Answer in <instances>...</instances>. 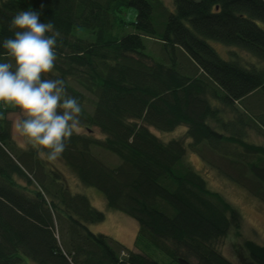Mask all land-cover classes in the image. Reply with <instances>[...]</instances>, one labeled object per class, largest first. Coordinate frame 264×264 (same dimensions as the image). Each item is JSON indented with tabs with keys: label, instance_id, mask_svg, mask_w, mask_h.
<instances>
[{
	"label": "trees",
	"instance_id": "trees-1",
	"mask_svg": "<svg viewBox=\"0 0 264 264\" xmlns=\"http://www.w3.org/2000/svg\"><path fill=\"white\" fill-rule=\"evenodd\" d=\"M130 6L138 11L135 23L123 18ZM28 9L61 33L55 68L44 78L63 79L83 108L87 133L75 132L59 161L101 191L109 209L134 218L145 245L195 264H264V245L255 240L233 243L239 263L219 250L221 238L241 231V213L184 158L186 140L223 157L231 156L219 153L221 144L231 141L244 159L227 162L225 176L264 201V140L246 141L249 127L264 137V0H174L171 9L163 0H0V42L13 37L12 17ZM129 24L135 31L122 33ZM148 37L162 44L158 59L146 51ZM206 38L244 49L262 66L221 58ZM6 62L14 63L0 46ZM182 125L183 138L170 141L151 130ZM12 144L3 118L0 264H157L136 248L122 256L110 236L90 229L106 215L72 191L59 166L35 148L14 153ZM98 148L120 164L106 162Z\"/></svg>",
	"mask_w": 264,
	"mask_h": 264
},
{
	"label": "rangeland",
	"instance_id": "rangeland-1",
	"mask_svg": "<svg viewBox=\"0 0 264 264\" xmlns=\"http://www.w3.org/2000/svg\"><path fill=\"white\" fill-rule=\"evenodd\" d=\"M163 2L169 9L173 8L174 0H163ZM124 12L123 18L125 21L129 23H135L138 15L137 8L135 6H130L125 8ZM134 31L135 26L133 24H129L125 25L122 33H132ZM206 40L214 48V50L217 51L221 58L228 60H239L245 66H262L261 61L257 59L256 56H253L244 49L234 45H226L222 41L220 42L212 38H206ZM144 43H146V51L153 53L156 59H158L161 54H165L160 41L148 37L145 38ZM176 52H178V57L182 59L183 62L185 61L188 63L187 55L182 52L180 48L176 49ZM262 94L263 96L261 99L264 100L263 91ZM245 104L237 102V105L242 110H245ZM0 107H2V110L4 111L0 114V120L4 118V121L9 123V133L11 134V141L14 148L12 152L19 153L24 150H34L35 148L37 149L36 152L39 154L41 159H47L46 152L48 150H38L40 149L39 145L34 146L33 143L29 141L28 137L22 136L15 131L14 123L24 118L22 110L13 104H6L2 101H0ZM248 107L250 110H252L249 105ZM260 108L264 113V104L260 105ZM227 113V116H233V113ZM235 114L233 116L234 119L236 118ZM255 114H257V112ZM232 128L235 129L236 126H232ZM151 130L159 138L165 141H170L173 138H183L187 128L182 125L176 127L171 132L162 130L160 131L155 127H151ZM77 132L84 134L87 133L86 129L80 127V125L78 126ZM246 134V141L258 143L264 140L263 134H261L260 131L257 132L254 127L247 128ZM95 136L102 137L100 130L95 129ZM189 141L190 140H186L185 142L187 152L184 158L186 161L207 181V186L209 189H212L215 192H220L223 197L227 199V201L230 202L241 213L243 219L240 229L241 231L237 233L234 230V232L230 233L229 236L221 238L220 241H218L219 250L223 252L228 258H232L235 262L239 263L237 261L236 253L233 251V248H235L233 243L239 244L243 241V239L247 238L250 240H255L260 245H264V201L261 198L255 196L252 192L248 191L241 184H237L231 178L226 177L224 174L231 170L225 167L229 166L227 162L233 163L232 161L234 159V164H237L236 161L244 159V157H242L243 155H237L239 151H242L241 148H238V146H235L231 141L227 140L226 143L221 144L222 148L219 149V153L229 154L231 157H223L219 154H215L214 150L211 149L206 143L200 146L199 151L195 149L193 150L188 146ZM95 151L97 154H100V157L106 160V162L109 164L119 165L121 162L118 156L110 151H105L101 148L95 149ZM217 155L219 157H217ZM50 162L57 164L59 166V170L67 175L69 185H71V189L74 193L80 192L85 194L91 201L92 205H94L98 210H102L104 212V215H106L105 219L100 223H91V225H89L90 229L96 233L103 232L107 236H110L113 240V246L117 248L119 253L123 250L126 251L136 248L151 256L157 262V264H180L179 261L175 260L170 254H166L163 250L154 248L150 245H145L146 241H148V237H143L140 235L138 236V233L136 234L135 224H132V222H135V219L131 218L125 213L109 209L106 204L105 196L101 191L93 186H86L80 183L76 174H74V172L71 171L68 166L61 163L59 159ZM133 240L135 242V247L133 245ZM191 262L193 264L196 263L194 259H191ZM28 264L33 263L30 262Z\"/></svg>",
	"mask_w": 264,
	"mask_h": 264
},
{
	"label": "clouds",
	"instance_id": "clouds-1",
	"mask_svg": "<svg viewBox=\"0 0 264 264\" xmlns=\"http://www.w3.org/2000/svg\"><path fill=\"white\" fill-rule=\"evenodd\" d=\"M43 7V5H41ZM41 13L20 10L9 22L13 37L0 42L13 62L0 63V101L20 108L24 118L14 129L28 137L49 161L60 158L81 123L83 108L78 98L68 95L65 81L46 79L57 60L61 33Z\"/></svg>",
	"mask_w": 264,
	"mask_h": 264
},
{
	"label": "crops",
	"instance_id": "crops-1",
	"mask_svg": "<svg viewBox=\"0 0 264 264\" xmlns=\"http://www.w3.org/2000/svg\"><path fill=\"white\" fill-rule=\"evenodd\" d=\"M185 128H187V127L185 126ZM132 224H135V232H136V234H137L138 231H139L140 225L137 223L136 220H135L134 223L132 222ZM136 234H135V235H136ZM134 239H135V238H134ZM133 245H134V247H135V242H134V240H133ZM132 249H135V248H132Z\"/></svg>",
	"mask_w": 264,
	"mask_h": 264
},
{
	"label": "water",
	"instance_id": "water-1",
	"mask_svg": "<svg viewBox=\"0 0 264 264\" xmlns=\"http://www.w3.org/2000/svg\"><path fill=\"white\" fill-rule=\"evenodd\" d=\"M179 263L180 264H192L190 261L188 262L187 260L183 259V258H179Z\"/></svg>",
	"mask_w": 264,
	"mask_h": 264
},
{
	"label": "built area",
	"instance_id": "built-area-1",
	"mask_svg": "<svg viewBox=\"0 0 264 264\" xmlns=\"http://www.w3.org/2000/svg\"><path fill=\"white\" fill-rule=\"evenodd\" d=\"M125 255H126L125 251H124V252H122V256H125Z\"/></svg>",
	"mask_w": 264,
	"mask_h": 264
},
{
	"label": "bare ground",
	"instance_id": "bare-ground-1",
	"mask_svg": "<svg viewBox=\"0 0 264 264\" xmlns=\"http://www.w3.org/2000/svg\"><path fill=\"white\" fill-rule=\"evenodd\" d=\"M122 31H123V28H122ZM122 213V212H121Z\"/></svg>",
	"mask_w": 264,
	"mask_h": 264
}]
</instances>
